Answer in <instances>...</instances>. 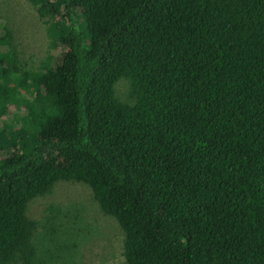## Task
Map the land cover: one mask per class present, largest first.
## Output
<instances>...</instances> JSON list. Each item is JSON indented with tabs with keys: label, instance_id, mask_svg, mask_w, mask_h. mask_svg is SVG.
<instances>
[{
	"label": "trees",
	"instance_id": "trees-1",
	"mask_svg": "<svg viewBox=\"0 0 264 264\" xmlns=\"http://www.w3.org/2000/svg\"><path fill=\"white\" fill-rule=\"evenodd\" d=\"M28 1L66 51L34 70L0 35V264H91L84 202L27 214L60 182L120 264H264V0Z\"/></svg>",
	"mask_w": 264,
	"mask_h": 264
},
{
	"label": "rangeland",
	"instance_id": "rangeland-1",
	"mask_svg": "<svg viewBox=\"0 0 264 264\" xmlns=\"http://www.w3.org/2000/svg\"><path fill=\"white\" fill-rule=\"evenodd\" d=\"M54 20H58V16H55ZM0 21H2V27H4L3 30H0V35L5 32L10 33L13 46L12 50L16 54L19 65L23 64L27 68L36 70L41 67L43 60L49 59L47 57L51 54L58 55L60 52L66 51L62 46L49 43L50 38L45 31V26L41 22L35 7L28 0H0ZM124 83L121 82L117 86L119 94H122L125 89ZM20 92L23 93L24 91L20 89ZM34 96V92H26L24 94V97L29 101H33ZM48 109L47 107L46 110ZM13 111H19L21 115L28 116L27 108L24 104H20L18 109H8V113ZM35 121V119L30 120L31 126H34ZM20 128V121L15 119L11 129L15 131ZM53 189V194H49L43 198H37L31 202L27 211L28 216L39 220L44 214V207L52 201L61 204L82 201L84 203L78 210L79 212H84V217L78 220L83 229V233L79 231L81 242L79 243L75 239L70 240L71 245L75 247L76 251L81 253V256H77V259L81 257L82 262H90L91 264H98L101 260H105L106 264L108 262L111 263V260L117 261L118 264L124 262L125 259L121 256V252L123 251V235H119L121 232H116L111 229L114 225H109L110 222L108 223V218L105 215L98 214L100 209L98 211L96 206L93 207L94 204L89 200L90 189L80 185L74 187L71 185V182H60ZM71 189H75V191L72 192ZM92 210L100 215V221L96 220L94 226L98 225L104 228L103 233L99 236H97L93 225L90 224L89 216ZM106 227L112 231L108 232ZM110 239L114 240L113 250L116 251V257L112 255L113 250ZM48 243L51 242L49 241ZM63 244L67 246L66 242H63Z\"/></svg>",
	"mask_w": 264,
	"mask_h": 264
},
{
	"label": "clouds",
	"instance_id": "clouds-1",
	"mask_svg": "<svg viewBox=\"0 0 264 264\" xmlns=\"http://www.w3.org/2000/svg\"><path fill=\"white\" fill-rule=\"evenodd\" d=\"M11 150H12V147H9V151L11 152Z\"/></svg>",
	"mask_w": 264,
	"mask_h": 264
}]
</instances>
